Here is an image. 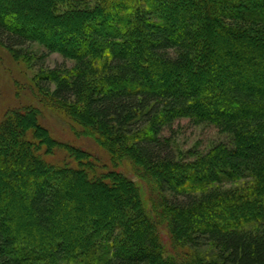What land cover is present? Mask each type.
<instances>
[{
  "label": "trees",
  "instance_id": "trees-1",
  "mask_svg": "<svg viewBox=\"0 0 264 264\" xmlns=\"http://www.w3.org/2000/svg\"><path fill=\"white\" fill-rule=\"evenodd\" d=\"M0 11L1 47L36 42L73 61L42 89L107 159L8 111L0 264H264V0H0ZM81 23L76 44L91 48L66 37ZM182 118L226 141L178 152ZM102 196L107 210L92 211Z\"/></svg>",
  "mask_w": 264,
  "mask_h": 264
},
{
  "label": "rangeland",
  "instance_id": "rangeland-1",
  "mask_svg": "<svg viewBox=\"0 0 264 264\" xmlns=\"http://www.w3.org/2000/svg\"><path fill=\"white\" fill-rule=\"evenodd\" d=\"M253 8V4H250ZM8 13L0 11V17L7 18ZM21 28L34 30L35 26L28 24V22L21 21ZM84 24H80L77 32L66 34L70 36V44L72 48L77 49L78 45L90 46L79 42L77 45V37L82 34ZM39 32L44 37H49L51 29L40 28ZM214 35H219L217 30H214ZM225 42V41H224ZM15 51V52H13ZM14 53L17 55H14ZM73 64L72 60L63 58L59 53H48L47 50L36 42L25 43L22 46L8 50L0 46V120L10 110L21 109L28 110L35 114L37 122L48 129L53 137L56 139L71 142L74 145L83 149H88L94 156L106 159V151L101 148L94 140V138L86 136L81 133L82 128L66 115L56 111L50 102V94H46L42 89L43 81L40 79L43 74H48V70L54 68H69ZM152 74V72H151ZM152 76V75H151ZM165 80L171 81V76H165ZM163 82V81H162ZM166 82V81H165ZM164 82V83H165ZM54 85H50L53 89ZM220 92L214 93L213 97H219ZM228 108V107H227ZM173 129V145L178 152H186L188 149L196 151H206L213 143L226 141L224 137L216 134L212 126L206 124L193 125L188 119L182 118L174 121ZM167 135V132H164ZM123 171L133 180H139L132 174L128 167H124ZM142 183V182H140ZM142 185V191L147 203L150 206L149 195L150 191L145 184ZM80 200H82L80 198ZM253 200V198H252ZM105 198L102 196L100 201L90 205L93 207H104ZM244 206L245 202H241ZM92 213V212H91ZM98 215V214H97ZM62 225L67 228L66 222L62 220ZM87 223H82L80 227L85 228ZM60 226V228H61ZM59 228V226H57ZM164 230V229H163ZM162 242L164 249L169 252H174L173 246L168 239L167 233L162 231ZM54 240V238H52ZM123 246V245H121ZM19 250L27 254L29 249L19 246ZM29 263V260H26Z\"/></svg>",
  "mask_w": 264,
  "mask_h": 264
}]
</instances>
